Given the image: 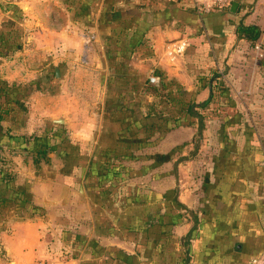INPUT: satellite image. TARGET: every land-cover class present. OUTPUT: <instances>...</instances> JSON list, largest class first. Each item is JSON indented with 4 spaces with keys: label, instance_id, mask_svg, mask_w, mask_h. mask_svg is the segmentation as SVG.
Here are the masks:
<instances>
[{
    "label": "crops",
    "instance_id": "0c3cea01",
    "mask_svg": "<svg viewBox=\"0 0 264 264\" xmlns=\"http://www.w3.org/2000/svg\"><path fill=\"white\" fill-rule=\"evenodd\" d=\"M207 3L0 0V102L8 101L0 169L44 212L7 209L0 264H247L264 256V0H233L224 10ZM241 24L259 28L254 45L237 34ZM179 40L187 47L172 59L168 45ZM150 74L197 105L213 95L211 116L150 129L154 112L171 110L148 90ZM65 81L80 94L63 106L52 98L48 109L69 113L34 110ZM12 87L29 88L22 107L11 103ZM85 91L98 100L86 112L75 100ZM59 129L86 151L87 166L116 151L129 154L113 162L130 172L87 179L84 164L77 178L63 161L51 167L58 152L36 163L19 139Z\"/></svg>",
    "mask_w": 264,
    "mask_h": 264
},
{
    "label": "trees",
    "instance_id": "16d2710c",
    "mask_svg": "<svg viewBox=\"0 0 264 264\" xmlns=\"http://www.w3.org/2000/svg\"><path fill=\"white\" fill-rule=\"evenodd\" d=\"M237 34L242 37H246L252 45H254L260 37V30L254 25L241 24L237 27ZM147 82L149 84L148 90L160 98L162 101L161 104H171V110H169L166 114L162 111L154 112V120L147 123L150 129L154 126L161 129L162 133H164L182 124H193L197 121L201 123L206 118L210 117L212 114L211 112H213L212 109H215L213 95L209 100L197 105L192 93H189L182 87H177V90L169 89L167 85L168 82H165L163 77H161V81L158 85L150 83L149 78ZM28 90L29 88L23 89L19 87H12L10 90L13 93L11 95V103H15L16 101L17 103H20L19 105L22 107L20 98L24 94H27ZM173 91H175L174 94ZM224 91L225 90L219 86L216 88V95L219 96ZM7 102L8 101H6L5 104L0 102V121L3 119L4 113H7L5 111L8 110L6 108ZM198 108L202 109V111H199ZM59 131L60 132H57L54 136L49 137L44 135L42 137H36L32 139V141L30 139L25 141V138L21 139L22 137L19 139L22 144H25V149L34 153L35 161L36 163H39L41 159H47L48 150H54L60 155L67 153V146L62 144L64 142V137L61 141H58V137L63 135L64 130L59 129ZM9 137L10 139H13L12 136ZM26 143L28 144L27 146ZM30 143L32 144L30 145ZM73 146L75 145L70 144L69 147L73 150H77L76 147ZM101 155L104 159L102 162L99 163V161H91L87 170L86 168L84 169V172L86 170L85 176L87 179L98 175L101 179L109 178L111 180L114 179V177L124 176L127 170L130 172L129 168L125 165L113 162L115 160L121 161L123 159H127L129 158V154L111 151L106 153L104 152V154L101 153ZM79 166L83 168L84 165L80 163ZM11 181H13L12 176L0 169V219L8 215V208L24 211L29 215L43 214V210L31 202L28 193L24 189L14 186ZM115 182H117V180H112L111 185Z\"/></svg>",
    "mask_w": 264,
    "mask_h": 264
},
{
    "label": "rangeland",
    "instance_id": "374dc122",
    "mask_svg": "<svg viewBox=\"0 0 264 264\" xmlns=\"http://www.w3.org/2000/svg\"><path fill=\"white\" fill-rule=\"evenodd\" d=\"M59 76H61V74ZM54 82H55V79L53 78L51 82L50 81L47 82V85H49V87L51 88L54 85ZM60 85L59 86H60L61 90H60V93L57 96L53 97V96L49 95L48 98L46 99L45 98L46 96L42 97V95H40V97L38 99H35L33 101V105L31 104V106H33L34 110H36L38 113H41V114H52V113H49L51 111L48 109V105H50V102H51L50 100L52 98H53L52 99V102H54L53 103L54 105L55 104H59V105H62L63 106V103L64 104H67V101L69 99L70 100L68 102H70L71 100L74 101L73 97H74V95L76 93L77 94H80V91H79L78 88H76V90L73 91L74 90L73 89L74 88L73 87L74 84L71 85L69 83H66V81H65V83L62 82ZM49 87H47V88L50 89ZM55 87L56 86L54 85L52 89L54 90ZM49 91L50 90L46 91L45 94H49ZM86 94H87V92L85 91L82 95H80L78 97H75V100H77L79 102V104H82L85 107L84 108L85 109V112L88 110V108L90 109V107H95L96 104H97L96 102L98 101L97 98L95 99L92 95H86ZM88 103H89V105H88ZM67 113H69V111L61 108L60 110H57V111L55 110V112L53 111V114L52 115H57V114H59V115H61V114L66 115ZM58 132H60V131H58ZM63 137H64V142L63 143L61 142V143L64 144V146H67V148H68L67 149V153H65V154H63L61 156L59 155L60 156V159L56 157L54 159L55 162L53 161V164H52L51 167H54V165H56V164H59L60 165L61 164L60 161H63V164H64L63 170H64V172L65 173H68V172H71L73 170V171L76 172V177L79 178L80 173H83L84 170L79 165H77L75 162L76 161H79L80 162V160H81L82 162H84L83 165L85 164V166L88 168L87 161L85 159V157H86L85 156L86 151H84L82 153V151L71 149L69 146H70V144H73V143L71 142V140L68 137V135L65 134V132L63 133V135H61V136L58 137V141H61ZM68 142H70V143H68ZM75 143L77 144L78 142L75 141ZM67 155H68V157H67ZM188 155H189V153H188ZM97 158L99 159L100 157H97ZM103 160H104L103 158H100L99 159V162L100 161H103ZM75 187H77L76 188L77 190L74 189V191L77 192L78 189L80 190V188H78L77 184H76ZM81 206L82 205L80 204V207Z\"/></svg>",
    "mask_w": 264,
    "mask_h": 264
},
{
    "label": "built area",
    "instance_id": "2783aa9c",
    "mask_svg": "<svg viewBox=\"0 0 264 264\" xmlns=\"http://www.w3.org/2000/svg\"><path fill=\"white\" fill-rule=\"evenodd\" d=\"M232 1L233 0H208V3L205 5V7L207 9L224 10L231 5ZM187 44L188 43L186 40H179L172 43L171 45H168V54L172 59H175L176 54H181L185 51ZM257 48H259V46H257ZM148 78L150 83L156 85H158L161 81V77L156 74H150ZM262 163L264 165V160ZM247 264H264V256L252 257L249 259Z\"/></svg>",
    "mask_w": 264,
    "mask_h": 264
},
{
    "label": "water",
    "instance_id": "95a60500",
    "mask_svg": "<svg viewBox=\"0 0 264 264\" xmlns=\"http://www.w3.org/2000/svg\"><path fill=\"white\" fill-rule=\"evenodd\" d=\"M57 74H59V71L57 70Z\"/></svg>",
    "mask_w": 264,
    "mask_h": 264
}]
</instances>
